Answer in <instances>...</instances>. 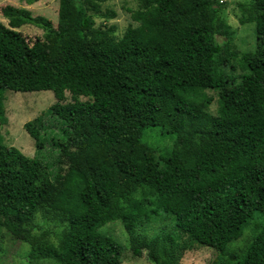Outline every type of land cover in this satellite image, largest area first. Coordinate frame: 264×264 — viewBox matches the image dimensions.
<instances>
[{"label":"trees","instance_id":"1","mask_svg":"<svg viewBox=\"0 0 264 264\" xmlns=\"http://www.w3.org/2000/svg\"><path fill=\"white\" fill-rule=\"evenodd\" d=\"M106 1L58 0L56 25L1 8L0 120L4 90H52L55 102L23 127L36 152L49 144L58 156L46 164L0 137V226L59 264H121V245L100 230L116 219L152 264H179L190 240L223 251L248 227L226 263L264 264V0L236 4L239 23H255L245 52L226 0H136L137 25L121 36ZM24 24L43 38L30 42ZM206 89L218 94L215 114ZM156 129L171 149L151 143ZM38 213L62 225L55 241ZM162 214L170 227L138 230Z\"/></svg>","mask_w":264,"mask_h":264},{"label":"rangeland","instance_id":"2","mask_svg":"<svg viewBox=\"0 0 264 264\" xmlns=\"http://www.w3.org/2000/svg\"><path fill=\"white\" fill-rule=\"evenodd\" d=\"M228 7L223 10V16L228 24L234 30L233 43L235 47L242 52L252 51L255 48V23L246 22L239 23L240 12L237 9V2L248 0H226ZM7 4L17 7H24L33 13V15H42L49 18L54 25L57 24L58 16V0H0V21L7 24L8 20L2 15L1 8ZM103 8H110L116 11L115 18L109 20V23L115 24L117 35L121 36L128 26H136L137 23L131 18L129 10L137 8L136 0H107L103 3ZM99 22V19L96 20ZM30 42L36 38H43L45 30L36 24H24L18 28ZM235 61H232L234 63ZM225 72L238 75L241 70L237 67L231 69L224 67ZM207 96L212 98V102L208 107V111L212 114L216 113L218 94L213 89H206ZM67 101L69 94L66 92ZM55 102L52 90L39 91H13L6 89L3 93V103L5 108V122L0 120V137L7 145H13L20 149L29 157L37 156L38 159L46 164H51L58 156L57 149H53L49 144L36 152L33 138L26 132L23 125L26 121L33 119L47 109ZM48 121L45 116L44 119ZM55 128V127H54ZM58 131V130H57ZM57 131L48 130L47 135L54 134ZM150 131V130H149ZM154 134L150 139L151 143L157 146L160 151H167L173 146V139L156 135L159 130L151 131ZM150 133V132H148ZM63 167L65 165H62ZM51 167L53 171L55 167ZM36 222L48 227L52 230V238L55 241L61 229L63 228L58 222L44 219L40 213L36 216ZM173 223L172 216L165 217L160 215L151 223L139 227V231L148 236H152L160 228L170 227ZM100 230L108 234L114 241L121 245V264H152L145 255L136 257L132 254L129 234L120 219H116L105 223ZM251 236L250 228H244L240 238L228 243L223 251L214 250L210 246L190 240L188 248L184 252L179 264H227L231 254L240 256L243 248ZM0 264H59L51 258H41L31 256V246L27 242L15 239L5 228L0 226Z\"/></svg>","mask_w":264,"mask_h":264}]
</instances>
